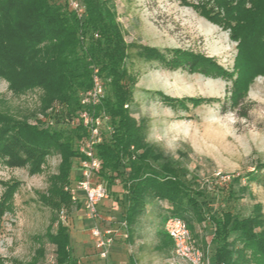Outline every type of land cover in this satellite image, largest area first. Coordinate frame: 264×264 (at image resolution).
<instances>
[{
    "label": "trees",
    "instance_id": "trees-1",
    "mask_svg": "<svg viewBox=\"0 0 264 264\" xmlns=\"http://www.w3.org/2000/svg\"><path fill=\"white\" fill-rule=\"evenodd\" d=\"M73 2L83 7L82 14L71 8ZM194 9L227 31L235 44L233 96L237 104L251 82L264 76V0H201ZM136 54L175 69L203 74L221 70L210 58L181 50L173 51L168 61V56L155 49L138 48ZM127 59L129 46L107 0H0V79L16 95L40 90L39 111L55 119L49 129L0 113V159L8 165L29 164L31 172L38 173L45 158L58 156L54 205L70 202L63 187L79 179L78 174L71 179L70 172L84 158L79 147L87 137L78 120L80 94L91 88L96 72L105 81V93L90 113L107 117L95 145L101 164L97 180H102L108 194L117 180L122 184L127 200L123 217L127 243L131 244L147 206L160 203L164 205L162 220L180 218L195 238V224L208 222L211 236L203 248L212 250L209 264H264V217L256 205L244 218L224 211L205 218L198 207L204 193L194 187L196 179L188 178V169L181 163L146 143L144 126L131 112L135 77L127 68ZM55 102L63 112H46ZM66 124L71 129L59 127ZM242 179L264 189V164L235 181L240 185ZM245 190L246 186L240 187L241 194ZM59 211L55 233L48 238L56 245L57 264H75L67 255L68 231L59 221ZM164 236L163 245L172 246Z\"/></svg>",
    "mask_w": 264,
    "mask_h": 264
},
{
    "label": "rangeland",
    "instance_id": "rangeland-1",
    "mask_svg": "<svg viewBox=\"0 0 264 264\" xmlns=\"http://www.w3.org/2000/svg\"><path fill=\"white\" fill-rule=\"evenodd\" d=\"M107 1L129 46L126 65L135 77L131 112L144 126L146 143L181 163L188 169V178L196 179L194 187L204 193L198 207L205 218L223 211L244 218L254 205L264 217V189L244 179L240 185L235 181L264 164V76L256 77L234 103L236 47L227 31L195 11L201 0ZM138 48L155 49L168 56L167 61L175 50L191 52L210 58L221 70L203 74L175 69L159 60H145L136 54ZM40 95L38 89L16 95L0 79V113L51 129L55 119L39 111ZM63 110L55 102L46 112ZM59 127L71 129L67 124ZM58 164V156L50 155L40 171L32 173L29 164L8 165L0 159V264H57L56 245L48 236L55 233L56 212L62 209L69 238L66 251L75 264H173L172 246L163 245L161 209L138 221L131 244L124 227L121 237L112 232L116 250L108 249L101 258L90 236L91 229L98 227L86 219L83 201L76 198L54 205ZM77 174L74 163L71 179ZM121 185L117 180L111 187V201L104 206L120 215L112 217L113 225L119 224L115 221L121 220L123 212ZM243 186L246 190L241 194ZM209 229L208 222L195 224L197 238L192 235L204 261L212 255L211 248H203L211 236Z\"/></svg>",
    "mask_w": 264,
    "mask_h": 264
},
{
    "label": "built area",
    "instance_id": "built-area-1",
    "mask_svg": "<svg viewBox=\"0 0 264 264\" xmlns=\"http://www.w3.org/2000/svg\"><path fill=\"white\" fill-rule=\"evenodd\" d=\"M71 8L82 14L83 7L77 2L71 4ZM105 93V81L100 78L97 73L93 75L91 88L80 94V105L82 110L78 114V120L86 129L87 137L82 141L79 152L83 155V159L78 164V181L73 187L67 186L64 191L70 195L72 201L77 198V192L83 194V209L86 219L93 222L98 217V205L101 201L108 198V192L103 183L97 180L100 170V161L95 155V145L100 142V129L107 117L94 116L90 110L97 106ZM71 123H75L72 121ZM73 125V124H72ZM58 218L64 223V211H59ZM162 230L164 234L172 242L171 261L173 264H209L204 261V254L201 253L194 245L191 232L187 228L185 222L180 218H167L162 222ZM112 231L109 229H99L94 227L90 231L94 248L98 250L101 258H105L108 249L111 246Z\"/></svg>",
    "mask_w": 264,
    "mask_h": 264
},
{
    "label": "crops",
    "instance_id": "crops-1",
    "mask_svg": "<svg viewBox=\"0 0 264 264\" xmlns=\"http://www.w3.org/2000/svg\"><path fill=\"white\" fill-rule=\"evenodd\" d=\"M121 190H122L121 193H124L123 200H122L123 212L121 215V220L119 219V220L115 221V222H119V224H114V225L111 224L112 217L114 218V217L118 216L119 214L115 210L105 209L104 206L105 205L107 206L108 203L111 201L108 198L99 203V205H98V217L95 221L92 222V223H95V226H97L99 229H105L106 228V229L111 230L112 232H114L116 234V237H118V236L121 237L125 233V231H124V233L122 234V227H124L123 217L125 215V210L127 207V200H126V193L124 192L123 189H121ZM77 199H81L83 201L84 198H83V194L81 192H77ZM163 206L164 205H162L160 203L150 204L149 206H147L144 215H142L139 218V220L145 218L146 215H148L149 213H153L154 211H158V210L162 209ZM82 208H83V205H82ZM108 212H109V214H107ZM118 227H119V229H118ZM125 238H126V236H125ZM114 250H116V249H114L113 244H112L109 248V252L111 253Z\"/></svg>",
    "mask_w": 264,
    "mask_h": 264
}]
</instances>
